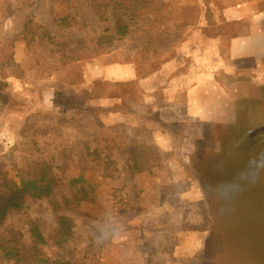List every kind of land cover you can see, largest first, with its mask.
<instances>
[{
  "label": "rangeland",
  "instance_id": "1",
  "mask_svg": "<svg viewBox=\"0 0 264 264\" xmlns=\"http://www.w3.org/2000/svg\"><path fill=\"white\" fill-rule=\"evenodd\" d=\"M240 1L110 6L103 21L90 0H0V191L5 179L19 185L23 176L53 183L51 199L27 195L9 212L0 237L16 250L0 264H37L30 220L53 236L52 201L74 224L63 247L38 245L52 261L264 264V131L202 137L176 127L165 151L147 120L115 123L106 107L73 105L74 97L122 96L123 110L154 118L136 84L87 79V64H146L164 35L221 33L224 9ZM122 25L130 31L118 39ZM83 186L92 200L79 199Z\"/></svg>",
  "mask_w": 264,
  "mask_h": 264
},
{
  "label": "crops",
  "instance_id": "2",
  "mask_svg": "<svg viewBox=\"0 0 264 264\" xmlns=\"http://www.w3.org/2000/svg\"><path fill=\"white\" fill-rule=\"evenodd\" d=\"M223 17L221 33L164 35L161 41L170 43L155 42L159 54L146 64L135 59L87 64V79L136 84L154 118L123 110L122 96L112 103L106 97H74L73 105L106 107L115 123L147 120L151 132L162 133L165 151L174 147L176 127L202 137L204 132L212 137L216 132H263L264 6L260 0H241L226 7ZM82 87L91 91L86 82ZM130 97L139 106L141 97Z\"/></svg>",
  "mask_w": 264,
  "mask_h": 264
},
{
  "label": "trees",
  "instance_id": "3",
  "mask_svg": "<svg viewBox=\"0 0 264 264\" xmlns=\"http://www.w3.org/2000/svg\"><path fill=\"white\" fill-rule=\"evenodd\" d=\"M160 0H90L91 7L98 11L101 20L106 21V9L113 6V9L122 8L123 10L135 9L139 4L150 5L151 2H157ZM26 29V27H25ZM129 25H122L116 30V36L118 39L124 38L129 33ZM100 81V80H99ZM105 84H117L123 85L124 83H112L109 81H103ZM95 91V90H94ZM122 91V90H121ZM85 94L91 96L92 90H84ZM98 97H104V95H99ZM52 180L39 179L37 175L35 177L26 178L22 177L20 184H15L13 181H3L2 185L5 187L4 191H0V226L5 222L9 212L12 209H20L23 207L25 198L27 195H32L36 198L48 197L49 199L53 196V183ZM76 180H72L71 189L75 186ZM82 196L79 198L81 200H92L88 198V190L86 187L81 188ZM54 209L58 212V227L51 237H46L40 223L35 220H30V232L34 240V248L36 252L34 253V258L37 264H63L61 261H52L48 257L44 256L38 248V245H44L51 241L53 245L63 247L66 239L73 234V221L70 217L60 214L62 206L57 201H52ZM68 204V201L64 202ZM3 238L0 237V256L7 259H12L16 250L14 247L4 244Z\"/></svg>",
  "mask_w": 264,
  "mask_h": 264
}]
</instances>
